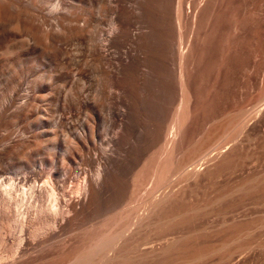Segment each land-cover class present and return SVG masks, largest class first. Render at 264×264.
Here are the masks:
<instances>
[{"label":"bare ground","instance_id":"6f19581e","mask_svg":"<svg viewBox=\"0 0 264 264\" xmlns=\"http://www.w3.org/2000/svg\"><path fill=\"white\" fill-rule=\"evenodd\" d=\"M199 1L0 0V264H114L191 233L168 209L222 135L182 142L221 54Z\"/></svg>","mask_w":264,"mask_h":264},{"label":"rangeland","instance_id":"374dc122","mask_svg":"<svg viewBox=\"0 0 264 264\" xmlns=\"http://www.w3.org/2000/svg\"><path fill=\"white\" fill-rule=\"evenodd\" d=\"M205 2L198 42L213 32L221 54L199 86L182 142L207 144L222 135L194 168L193 186L168 209L172 215L190 207L191 233L181 230L145 252L128 242L114 264H264V0H200L198 8ZM205 101L213 106L204 114Z\"/></svg>","mask_w":264,"mask_h":264}]
</instances>
